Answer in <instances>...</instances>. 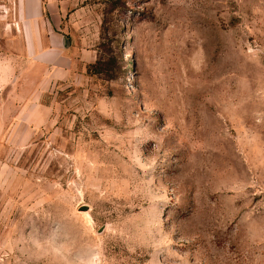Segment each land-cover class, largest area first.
<instances>
[{"label":"rangeland","instance_id":"374dc122","mask_svg":"<svg viewBox=\"0 0 264 264\" xmlns=\"http://www.w3.org/2000/svg\"><path fill=\"white\" fill-rule=\"evenodd\" d=\"M61 34L0 89V264H62L53 228L69 260L264 264V0H75Z\"/></svg>","mask_w":264,"mask_h":264},{"label":"crops","instance_id":"0c3cea01","mask_svg":"<svg viewBox=\"0 0 264 264\" xmlns=\"http://www.w3.org/2000/svg\"><path fill=\"white\" fill-rule=\"evenodd\" d=\"M74 1L0 0V89L13 81L18 68L25 73L33 65L51 68L68 61L61 24ZM3 70L10 72L6 81Z\"/></svg>","mask_w":264,"mask_h":264},{"label":"clouds","instance_id":"9594fccd","mask_svg":"<svg viewBox=\"0 0 264 264\" xmlns=\"http://www.w3.org/2000/svg\"><path fill=\"white\" fill-rule=\"evenodd\" d=\"M57 232L58 228H53L46 243L54 254L60 257H65L62 264H97L96 253L94 251L88 254L75 256V258L71 260L67 259L68 256H72L74 253L71 251L70 245L59 241ZM32 243L37 249L42 246L39 240H34Z\"/></svg>","mask_w":264,"mask_h":264},{"label":"water","instance_id":"95a60500","mask_svg":"<svg viewBox=\"0 0 264 264\" xmlns=\"http://www.w3.org/2000/svg\"><path fill=\"white\" fill-rule=\"evenodd\" d=\"M89 210V208L87 206H81V208L79 209V212H87Z\"/></svg>","mask_w":264,"mask_h":264}]
</instances>
